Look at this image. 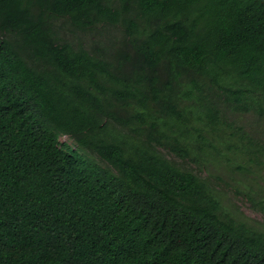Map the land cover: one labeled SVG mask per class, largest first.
<instances>
[{
	"label": "trees",
	"instance_id": "obj_1",
	"mask_svg": "<svg viewBox=\"0 0 264 264\" xmlns=\"http://www.w3.org/2000/svg\"><path fill=\"white\" fill-rule=\"evenodd\" d=\"M252 2L0 0V264H264V229L163 152L264 168Z\"/></svg>",
	"mask_w": 264,
	"mask_h": 264
},
{
	"label": "rangeland",
	"instance_id": "obj_2",
	"mask_svg": "<svg viewBox=\"0 0 264 264\" xmlns=\"http://www.w3.org/2000/svg\"><path fill=\"white\" fill-rule=\"evenodd\" d=\"M86 40L93 41L94 38L86 37ZM232 115L233 114H231L230 119L234 121L237 120L235 124H240L243 121V117L234 119ZM250 121V117L245 119V123H250ZM257 135L264 139L262 131H258ZM62 139L65 140L67 137H63ZM163 152L169 158L176 160L182 168L192 170L203 178H206L221 198L226 213H229L253 226L264 229V213L256 210L252 203L248 200V197L241 193L238 188L240 187L243 190L248 191V185L245 186L244 184L248 181V179L255 177L259 180L258 182L253 181V186L255 188L264 184V168L261 170L259 168L257 174H243L237 165L244 161V155L232 156V158H234L232 161L224 155L219 156L217 159H203L201 161H197L192 158L183 160L169 151ZM253 165L254 170H256L258 167H256V164ZM238 181L243 184H240Z\"/></svg>",
	"mask_w": 264,
	"mask_h": 264
},
{
	"label": "clouds",
	"instance_id": "obj_3",
	"mask_svg": "<svg viewBox=\"0 0 264 264\" xmlns=\"http://www.w3.org/2000/svg\"><path fill=\"white\" fill-rule=\"evenodd\" d=\"M252 7L256 11H258L259 14H261L262 12H264V0H253ZM196 9L199 10V12H201L205 16V19L192 17L189 20V25H188L189 27L196 26L202 23L204 20H206V25L209 29H212V28L225 29L227 24L231 20V17H221V18L213 17L207 14L204 8L196 7ZM207 17H210V18H207Z\"/></svg>",
	"mask_w": 264,
	"mask_h": 264
},
{
	"label": "bare ground",
	"instance_id": "obj_4",
	"mask_svg": "<svg viewBox=\"0 0 264 264\" xmlns=\"http://www.w3.org/2000/svg\"><path fill=\"white\" fill-rule=\"evenodd\" d=\"M218 1H219V0H218ZM223 4H224V3H223ZM234 8H235V7H234ZM227 10L231 11V9H230V8H229V9H227ZM227 10H226V11H227ZM243 120H244V119H243Z\"/></svg>",
	"mask_w": 264,
	"mask_h": 264
}]
</instances>
